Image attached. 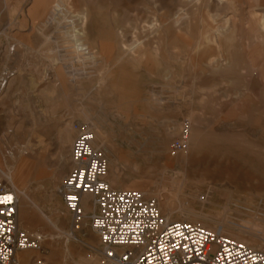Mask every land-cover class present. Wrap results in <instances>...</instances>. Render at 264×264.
I'll return each mask as SVG.
<instances>
[{"label":"rangeland","instance_id":"374dc122","mask_svg":"<svg viewBox=\"0 0 264 264\" xmlns=\"http://www.w3.org/2000/svg\"><path fill=\"white\" fill-rule=\"evenodd\" d=\"M59 1L50 19L34 0H0V172L19 229L41 238L30 260L102 262L58 195L75 124L113 188L264 249V0ZM80 27L82 53L66 36Z\"/></svg>","mask_w":264,"mask_h":264},{"label":"built area","instance_id":"2783aa9c","mask_svg":"<svg viewBox=\"0 0 264 264\" xmlns=\"http://www.w3.org/2000/svg\"><path fill=\"white\" fill-rule=\"evenodd\" d=\"M69 151L71 169L58 195L74 225L87 221L98 239L101 264H264V249L187 221H168L158 204L139 190H117L107 182V160L93 146V134L75 124ZM183 143L174 142L180 152ZM89 199L84 203L82 197ZM18 197L0 172V264H47L42 259L19 262L17 254L41 253V238L18 228ZM84 205L91 207L85 213Z\"/></svg>","mask_w":264,"mask_h":264},{"label":"bare ground","instance_id":"6f19581e","mask_svg":"<svg viewBox=\"0 0 264 264\" xmlns=\"http://www.w3.org/2000/svg\"><path fill=\"white\" fill-rule=\"evenodd\" d=\"M54 12H55V11H54ZM54 12H53V13H54ZM59 12H60V11H59ZM56 13H57V12H55V14H56ZM55 18H56V17H55ZM87 18H88L87 14H86V13H83V12L76 16V19H77L79 25H80L82 28H85V25L87 24ZM81 27L79 28V30H77V31H75V32L72 33V35H73L74 37L79 38L78 36L84 34V32H83V30H82ZM74 46H75V49H76V51H77L78 53H82V52L84 51V50H83V45L81 44L80 40H75ZM92 134H93V133H92ZM93 139H94V137H93ZM94 142H95V139H94ZM94 142H93V146H94ZM107 182H108V180H107ZM109 185H110V184H109ZM16 193H17V192H16ZM82 199H83V202L85 203V202L89 199V197H88V196H83ZM91 210H92L91 207H88V206H85V205H84V211H85L86 214L89 213ZM17 211H18V210H17ZM159 211H160V210H159ZM172 216H173V215H172ZM174 218H175V217H174ZM184 220H185V218H184V219H181V221H184ZM86 222H87V221L83 222L78 228H75V229L81 231L82 228L86 225ZM18 228H19V227H18ZM73 229H74V225H73V223H72V230H73ZM71 234H72V232H71ZM73 235H74V234H72V236H73ZM229 238H230V237H229ZM32 253H34V251H28V252H24V253H19V254H17L16 258H17V260H18L19 262H22V263H28V261L30 260L29 257L31 256Z\"/></svg>","mask_w":264,"mask_h":264},{"label":"crops","instance_id":"0c3cea01","mask_svg":"<svg viewBox=\"0 0 264 264\" xmlns=\"http://www.w3.org/2000/svg\"><path fill=\"white\" fill-rule=\"evenodd\" d=\"M34 4L32 6V11L33 12H36L38 9H47L48 11V17L51 19V18H54L56 17L55 15V8H60L62 7L61 5V1L59 0H34ZM54 12V13H53ZM83 13H86L87 16L89 17V14L87 12V10L85 9V11H83ZM88 20V18H87ZM72 48L74 49V41L75 40H79L80 38H74L72 34H69V32L66 34ZM84 39H85V36L81 38V40L83 41L84 43Z\"/></svg>","mask_w":264,"mask_h":264}]
</instances>
